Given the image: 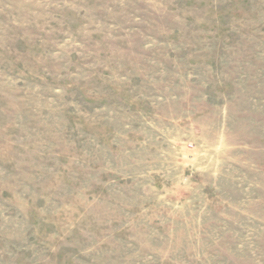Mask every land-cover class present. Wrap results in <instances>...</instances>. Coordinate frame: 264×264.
Returning <instances> with one entry per match:
<instances>
[{
    "label": "rangeland",
    "instance_id": "obj_1",
    "mask_svg": "<svg viewBox=\"0 0 264 264\" xmlns=\"http://www.w3.org/2000/svg\"><path fill=\"white\" fill-rule=\"evenodd\" d=\"M0 264H264V0H0Z\"/></svg>",
    "mask_w": 264,
    "mask_h": 264
}]
</instances>
